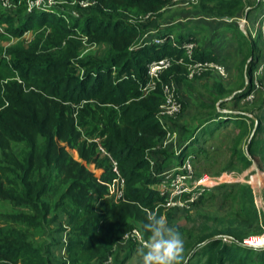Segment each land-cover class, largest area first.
Returning <instances> with one entry per match:
<instances>
[{"label": "trees", "instance_id": "16d2710c", "mask_svg": "<svg viewBox=\"0 0 264 264\" xmlns=\"http://www.w3.org/2000/svg\"><path fill=\"white\" fill-rule=\"evenodd\" d=\"M56 1L63 2L61 9L51 12L0 13V264H103L109 258L110 264H126L135 242L128 240L123 254L115 249L133 229L146 242L160 238L164 198L155 188L158 174L187 154L194 155L196 166L200 147L220 129L232 124L237 130L224 171L241 173L256 165L264 173V95L249 111L241 107L254 90L262 44L259 35L246 36L234 22L245 0H199L203 16L232 19L222 22L229 30L236 27L240 38L233 37L247 53L239 89L228 98L224 85L214 84L210 104L198 105L200 116L205 115L176 155L171 144L161 146L167 135L157 118L163 86L174 84L179 94L190 83L189 66L220 62L215 51L198 40L189 23L161 27L172 0ZM253 3L246 16L257 12V21L264 15V1ZM71 5L80 11L77 18L68 11ZM26 32L34 34L30 41L21 38ZM170 36L173 41L153 42ZM11 37L16 41L5 46ZM187 42L196 43L190 58L183 48ZM85 44L102 46V52L81 57ZM162 59L170 65L149 89V65ZM179 98L178 116L187 109ZM99 148L117 163L124 181L118 203L107 198V186L117 174ZM67 150L75 151L80 162ZM219 190L228 210L199 215L200 224L186 233L176 264H264V251L242 244L264 226V212L255 205L250 186L221 184ZM174 211L181 210L168 212ZM169 213L167 224L178 229ZM62 233L66 242L59 258L54 251Z\"/></svg>", "mask_w": 264, "mask_h": 264}, {"label": "rangeland", "instance_id": "374dc122", "mask_svg": "<svg viewBox=\"0 0 264 264\" xmlns=\"http://www.w3.org/2000/svg\"><path fill=\"white\" fill-rule=\"evenodd\" d=\"M245 1L247 3L246 8L242 13L240 12L238 14V17L234 20V22L237 25L238 23L247 20L248 25L244 26V33L247 36V34H250L254 30L253 24L255 23L254 18L256 17L257 12H252L246 16V11L248 12L249 7L254 4V0ZM62 4L63 2L61 3V5ZM181 9H184V11L181 12ZM68 11L73 17L76 18L80 14V11L78 12L73 5L68 7ZM1 12L2 8L0 7V13ZM21 12L22 13L20 14L24 16L23 11ZM173 12H181L182 15H174ZM205 17L208 19H205ZM228 19H230V21H228ZM223 20L229 23L232 22L231 18L217 19L211 18L208 15L203 16L199 12V10H197V5L182 8L181 6H176L175 4H173V6L170 7L168 12L166 13L165 18L160 21V24H174L175 22H177L178 24H185L187 22H191L189 23L190 25H198L201 27L200 31H202V33H199V35L201 36V41H199L204 45H218L219 39L221 41L224 39V37H227V40L224 39V41L221 43L223 51H226L228 48L234 45V42H236L234 40V37L236 39H239L240 34L236 30H234L236 27H232V30L226 28V25L222 22ZM237 26L239 27V25ZM241 32L243 33V31ZM232 33L235 34L234 37ZM33 35V33L29 32L24 36L23 39H25L26 41H30ZM8 44L11 45L13 43L8 41L5 46H8ZM236 47L237 49L234 51L233 56H230V51L228 50L229 52L227 54L228 58L226 64L221 62L227 72L226 79L220 78L215 72L208 71L204 72L201 75L202 77H195L198 78L196 80L195 78H193L192 80H188L190 81V83L180 88V92L178 95L181 96L186 102L187 109L183 113V115H180L175 120H173L174 123L172 122V125H174L175 123L176 124L174 127L170 128V131L175 132L177 135L176 140L174 141L175 145H173L174 143L172 142L170 143L173 146L175 152L179 150L181 144L186 140L189 133L194 129V127H196L198 121L202 118V116L205 115L203 113L200 116V110L198 108V105L200 104V102H203L204 104H210L211 94L212 92L215 93V90L213 88L214 84H223L225 90L229 92L228 98L234 95L237 89H239V86L241 84L239 81V69L244 64V59H246L247 50L244 46H241L243 48L238 46V43L236 44ZM256 48L257 50L259 49L261 51L260 42L257 43ZM101 50L102 46L99 48V46H89L85 44L84 49L82 50L81 57L85 56V54H88L90 52H98L100 54L102 52ZM263 73L260 74L258 81L261 86V89H258L254 92V103L249 106H244L241 103V107L244 111H249L251 108L256 107L261 97L264 95ZM203 75L205 76L203 77ZM245 82L247 83V81ZM227 108H231V105L228 104ZM246 114L249 113H245V115ZM185 130H187V132ZM236 135L237 130L233 128L232 124H230L228 125V127L220 129L211 138H209L208 142H206L204 146L200 147L203 150L201 151L203 153L197 154L198 156L195 157L196 172L198 174H207L210 176H219L224 173V169L229 162V150L232 145V141ZM67 152L72 156L74 160L79 161L75 151L67 150ZM86 168L90 172L95 174V176L100 175V171L93 169V167H91L90 165H86ZM256 169L257 166L252 165L250 169L245 171V174L248 173L249 176H252L255 174V171L253 170ZM237 170V168L233 169L234 172H237ZM249 176L246 178L247 180L249 179ZM262 179L263 181L260 180V186L262 187L261 190L263 191L264 178ZM255 183L256 182H254L253 184ZM220 191L221 190H219V186L215 187L208 193L202 203L199 204L198 201V203L195 204V206L188 212L174 211L169 213V210H164V215L169 213L173 226H176L178 229H175L171 225H168L166 217L163 215L162 223L160 226L159 240L157 242H148V246L146 247H141L135 243V252L132 258L126 264H176L178 256L182 255V249L185 243L187 242L186 233L193 230V228L197 227L200 224L201 220L199 219V215L211 216L214 214H223L228 210V204H223L221 201L222 195ZM179 230H181V232H179ZM260 234L255 236H259ZM35 240L39 244L42 241V239L38 237ZM127 248V243H123L118 244L115 250L116 252H120L121 254H123L124 252H126Z\"/></svg>", "mask_w": 264, "mask_h": 264}, {"label": "built area", "instance_id": "2783aa9c", "mask_svg": "<svg viewBox=\"0 0 264 264\" xmlns=\"http://www.w3.org/2000/svg\"><path fill=\"white\" fill-rule=\"evenodd\" d=\"M61 3L62 2L56 0H0V7L2 8L3 13L14 14L18 10H22L24 14H27L33 11L51 12L53 9H61L59 7ZM172 3L176 6L191 7L196 6L199 3V0H172ZM81 5L84 7L86 6L82 3ZM246 25H248L247 20L240 22V27L243 32L245 28L244 26ZM253 28L254 30L250 34H252V37L259 35L262 44L263 59L261 60V63L254 73V90L251 94H249L241 101L242 104L252 103L254 101V92L258 89H261V86L258 82V77L264 71V15L260 19L255 21V23L253 24ZM0 32H3L2 26H0ZM27 33L28 32L24 33L21 38H24ZM165 40L173 41V36H170L168 39L154 38L153 42L155 44H161ZM9 41L11 43H14L16 39L11 37ZM183 48L185 50L186 56L190 58L192 56L193 50L196 48V43L187 42L183 45ZM169 65L170 61L167 59H162L149 65L148 76L151 80V83L148 85L149 89L154 87L155 80L158 78V74L165 68H168ZM208 71L215 72L222 79L227 78L226 69L222 64L207 62L189 66L187 78L188 80H192L193 78L199 77L204 72ZM163 93L164 100L160 105L157 118L163 128L167 130L166 138L161 144L162 148H165L170 145L171 142L174 143V141L176 140V133L171 132L169 130V127L171 121L175 120L178 117L179 113L181 112L182 106L174 84H167L163 86ZM246 115L248 117H252V115L250 114ZM173 145H175V143ZM99 150L110 159L113 166V171L117 174V178H115L112 183L108 184L107 186V198L114 203H118L123 198L124 181L118 175L117 163L112 160L111 157L106 154L102 148H99ZM179 153L180 149L176 151V155H178ZM154 165V161L151 160V169L155 167ZM253 171H255V174L252 176H249L248 173L245 174V171L241 173L234 171L224 172L219 176H210L207 174L198 175L194 165V156L191 154H187L186 156L182 157V159L178 163L172 165L170 169L162 172L161 174H158V177H160V182L155 186V188L164 198V210L177 209L181 211H190L193 204L196 203L204 193L221 184H247L252 190L255 205L257 206V208L262 209V211L264 212V207L262 206L259 197V190H261L262 188L260 186L259 179L264 178V173L259 172L258 169ZM248 176L249 179L247 180L246 178ZM254 182L256 183L253 184ZM128 240L134 241L141 247L148 246V242L141 238L137 229H133L129 234H127L120 244H126ZM223 242L229 243L230 241L227 240V238H224ZM242 244L244 247L252 248L254 250H257L258 252L264 251V226H262V232L259 236H248L242 240ZM110 263L111 258L103 262V264Z\"/></svg>", "mask_w": 264, "mask_h": 264}, {"label": "crops", "instance_id": "0c3cea01", "mask_svg": "<svg viewBox=\"0 0 264 264\" xmlns=\"http://www.w3.org/2000/svg\"><path fill=\"white\" fill-rule=\"evenodd\" d=\"M183 8V7H182ZM181 12H183L184 11V9H181L180 10ZM181 12H176V13H174V15H182V13ZM194 21V20H193ZM209 22V21H208ZM177 22H175L174 24H176ZM187 23H190V22H187ZM170 24H173V23H168V24H162L161 25V27H166L167 25H170ZM182 25H184L183 23H182ZM237 25H239V30L241 29V27H240V23H238ZM197 26V27H196ZM192 27H193V29H194V31H195V33H196V35H197V38H198V40H200V38H201V36L199 35V33H202V31H200V29H201V27L200 26H198V25H192ZM198 27H199V29H198ZM240 31H242V30H240ZM224 39H226L227 40V37H224ZM224 39L223 40H221L220 41V39H219V44L218 45H210V44H206V45H204L205 47H210V48H212L214 51H215V53H216V55L218 56V58H219V64H221V62L222 63H224V64H226V62H227V58H228V52L230 51V56H233V53H234V51L237 49V47H236V44H237V42H234L233 44V46H231L230 48H228L226 51H223V49H222V46H221V43L224 41ZM234 40H235V38H234ZM201 41V40H200ZM217 41H218V39H217ZM236 41V40H235ZM220 45V46H219ZM229 50V51H228ZM91 167H93L92 165H90ZM93 169H94V167H93ZM96 170V169H95ZM264 200V199H263ZM62 224H64V226H65V220L64 219H62ZM60 237H61V244H60V246L58 247V249L56 250V251H54V254L57 256V257H61V256H63L64 255V250H65V242H66V235H65V233H62L61 235H60Z\"/></svg>", "mask_w": 264, "mask_h": 264}, {"label": "water", "instance_id": "95a60500", "mask_svg": "<svg viewBox=\"0 0 264 264\" xmlns=\"http://www.w3.org/2000/svg\"><path fill=\"white\" fill-rule=\"evenodd\" d=\"M228 21H230V19H228ZM244 33V32H243ZM245 34V33H244ZM246 35V34H245ZM259 197H260V202L262 204V206L264 207V200H263V194H262V190H259Z\"/></svg>", "mask_w": 264, "mask_h": 264}]
</instances>
